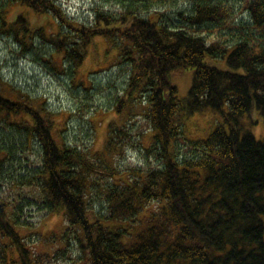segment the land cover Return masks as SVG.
<instances>
[{"label": "trees", "instance_id": "1", "mask_svg": "<svg viewBox=\"0 0 264 264\" xmlns=\"http://www.w3.org/2000/svg\"><path fill=\"white\" fill-rule=\"evenodd\" d=\"M110 1L124 13L98 11L93 24L74 23L57 0L2 3L7 32L23 49L34 47V36L47 40L54 48L44 57L59 72L77 75L98 37L108 43L106 54L115 50L114 63L127 61L131 71L126 99L115 105L125 117L109 123L104 149L94 154L67 143L55 119L63 112L48 109L0 73V189L7 177L19 187L39 185L44 195L34 202L49 220L59 218L51 229L67 228L66 240L81 231L87 264H264V139L241 121L253 110L264 117V0H238L250 16L239 22L229 0H192L187 9L170 8L183 20L179 24L168 9L156 11L171 0ZM16 3L51 17L57 29L33 25L24 11L7 20V7ZM210 58H224L227 65ZM189 69L192 83L180 99L173 76ZM145 97L153 128L147 137L155 141L151 149L141 147L155 151L162 163L137 174L119 172L110 152L124 151L129 107L142 105ZM208 108L223 114L229 131L220 125L204 139L186 138L185 119ZM24 135L26 143L39 141L42 154V166L28 173L10 163L13 144ZM184 146L185 154L176 156ZM98 168L116 172L111 184L93 177ZM98 191L109 204L104 218L93 211L90 216ZM20 206L0 195V239L7 240L0 246V264H52L59 252L34 249L38 236L23 229L36 225L18 221Z\"/></svg>", "mask_w": 264, "mask_h": 264}, {"label": "rangeland", "instance_id": "2", "mask_svg": "<svg viewBox=\"0 0 264 264\" xmlns=\"http://www.w3.org/2000/svg\"><path fill=\"white\" fill-rule=\"evenodd\" d=\"M3 2L4 0H0V8ZM57 2L66 12L68 18L76 24L95 23L98 11L116 15L124 13L123 6L110 0H57ZM229 2L235 5L236 17L234 21L249 20V13L243 10L238 0H229ZM192 4H194L192 0H171L166 6H157L156 11L168 9L167 15L174 18L179 24L178 20H183L178 15L173 14L170 8L174 7L175 10L178 9L179 11L191 7ZM7 10L6 16L9 21L14 20L19 12L24 11L33 25H45L46 29L52 32L57 29L56 23L51 17L37 15L31 9L18 3L9 5ZM2 13L5 15L4 11H0V14ZM66 30L70 31V28ZM31 40L34 42V47L31 50L21 48L11 32L8 33L7 29L4 28L0 18V73L21 91L33 97H40V102L44 103L48 109L55 113H64L56 116L55 119L58 122V128L62 129V135L66 136L67 143L78 144L88 153L90 151L91 154H94V151L99 153L98 150L104 149L109 123L117 120L118 117H125L122 112L116 111L115 105L121 101L120 99H126L124 98V90L129 81L131 65L127 61L114 63L115 50L111 49L106 54L108 43L105 39L98 37L92 46L90 57L80 66L79 71H76L77 75L67 73V71L62 73L54 69L44 57L48 56V51L54 48L53 45L40 36H34ZM209 60L216 65H227L224 58H210ZM103 68L106 69L103 70ZM193 75L192 69L174 74L173 81L179 88L178 96L180 99L188 94ZM79 81L85 83L80 84ZM146 100L145 97L142 100V105L132 102L129 107L133 116H128V137H122L128 143L126 147L124 144L122 147L125 154H123L124 151L110 152V162L113 158L117 160L119 172L130 170L131 172L136 171L137 174V172H146L151 168L158 167L162 163L155 151L147 152L146 147L151 149L155 139L147 137L152 134L153 128L150 118L146 114V108L143 106ZM228 108L226 106V109ZM125 120L122 124L125 123ZM241 121L246 131L252 132L258 139H264V117L257 110L245 113L241 117ZM220 125L225 126L226 130L229 131V125L226 123L223 114L217 109L208 108L185 119L184 135L190 140L204 139ZM25 138L24 135L19 139L17 138L16 141L20 142H14L10 163L27 168L26 173H28L33 168L42 166V154L39 141L32 144L31 142L26 143ZM128 140L130 141L128 142ZM141 143L145 144L146 147H141ZM179 144L181 143L179 142ZM184 148L185 146L177 148L176 156L184 155ZM91 157L93 158V156ZM101 161L102 159L97 163L99 164ZM107 162L105 161V163ZM110 162H108L109 166ZM112 172L98 168V172L93 174V177L102 179V183L111 184L115 179L114 174H116V172ZM120 183H124V181L122 180ZM0 195L10 201L18 203L21 201V206L18 208V214L21 217L18 221L21 223L29 219L33 225H36V227H24L23 232L27 235L35 234L38 236L34 238L36 241L33 243L36 251L49 254L59 252L55 254L56 257L53 258L52 264L88 263L89 251L82 246L83 235L81 231H72L66 240L67 228L63 231L60 225L55 230L51 229L58 224L59 218L49 220L50 216L47 217L46 212L34 202L35 197L40 198V195H44L39 185L19 187L15 179L7 177L3 180ZM108 205L104 193L98 191L89 206L91 209L90 216L95 217L94 212L97 213L96 216L101 218L107 217ZM136 220L140 222L138 218ZM108 225L113 227L114 223L108 221ZM5 241L7 240L0 239V246ZM30 241L32 243L33 239ZM65 247L66 250L62 251Z\"/></svg>", "mask_w": 264, "mask_h": 264}]
</instances>
